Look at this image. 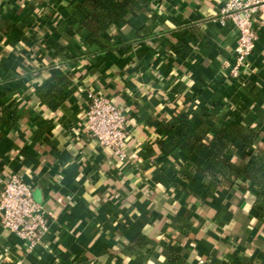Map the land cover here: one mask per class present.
I'll return each instance as SVG.
<instances>
[{"label": "crops", "instance_id": "0c3cea01", "mask_svg": "<svg viewBox=\"0 0 264 264\" xmlns=\"http://www.w3.org/2000/svg\"><path fill=\"white\" fill-rule=\"evenodd\" d=\"M140 1L105 54L83 26L84 0H0V117L11 125H0V190L17 175L53 216L29 254L0 227V264H264V191L224 181L207 195L198 173L229 125L256 129L252 154L264 157V13L237 82L224 69L236 32L215 21L226 0ZM52 75L72 89L55 108L37 95ZM88 94L124 111V162L89 137ZM180 113L210 130L190 169L159 149Z\"/></svg>", "mask_w": 264, "mask_h": 264}, {"label": "trees", "instance_id": "16d2710c", "mask_svg": "<svg viewBox=\"0 0 264 264\" xmlns=\"http://www.w3.org/2000/svg\"><path fill=\"white\" fill-rule=\"evenodd\" d=\"M140 2V0H84L83 26L98 51L108 54L121 44L118 37L110 35V30L127 24L129 18L138 17L142 8ZM62 27L64 25L60 26L61 29ZM70 85L67 77L52 75L38 87L37 95L44 102H52L49 107L55 108L59 102L70 96L72 89H66ZM4 117V114L0 117V125L11 127L10 122L5 121ZM209 135L208 127L193 128L188 123L187 114L180 113L173 125L164 133L159 149L164 156L180 152L186 158L185 167L190 169L188 159ZM258 138L259 133L256 129L238 125L221 128L211 136L206 146L207 167L203 171H198L207 184V195L218 190L224 181L250 183L258 191H264V157L258 153L252 154ZM235 150L241 155L234 162ZM210 264L219 262L211 260ZM246 264L251 262L247 260Z\"/></svg>", "mask_w": 264, "mask_h": 264}, {"label": "built area", "instance_id": "2783aa9c", "mask_svg": "<svg viewBox=\"0 0 264 264\" xmlns=\"http://www.w3.org/2000/svg\"><path fill=\"white\" fill-rule=\"evenodd\" d=\"M258 13H264V0H226L215 18L221 25L231 24L236 32L233 63H225L224 69L237 82L247 72L254 52L257 33L253 20ZM85 124L89 137L99 147L110 150L122 162L126 160L128 131L122 109L105 97L88 94ZM48 217L34 201L30 185L21 177L15 175L1 183L0 227L21 241L26 253H32L47 233Z\"/></svg>", "mask_w": 264, "mask_h": 264}]
</instances>
